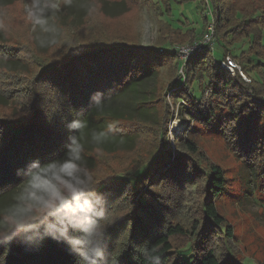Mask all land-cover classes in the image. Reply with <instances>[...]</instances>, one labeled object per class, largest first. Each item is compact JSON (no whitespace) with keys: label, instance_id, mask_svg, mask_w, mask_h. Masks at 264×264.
I'll return each mask as SVG.
<instances>
[{"label":"trees","instance_id":"16d2710c","mask_svg":"<svg viewBox=\"0 0 264 264\" xmlns=\"http://www.w3.org/2000/svg\"><path fill=\"white\" fill-rule=\"evenodd\" d=\"M4 1L5 4H0L5 7L11 0ZM146 1L160 23H165L163 16L172 12L166 0L162 8L157 0ZM176 1H197L204 6L201 33L188 30L184 35L190 33L195 41L214 21V46H220L216 55L204 50L179 63L177 52H170L168 42L154 53L122 42L93 43L91 49L79 50L73 57L76 51L69 53L63 61L68 60L67 64L54 61L41 64L35 82L28 87L33 98L32 111L19 119L0 117V216L14 203L28 166L33 161L46 163L63 158L70 136L78 137L84 157L96 150L104 154L134 151L138 135L113 133L109 125L123 120H141L153 124V128L160 125L159 119L162 121L169 109L166 104L161 116L156 107L160 101L156 87L159 59H173L185 80L175 68L170 97L174 102L179 99L184 102L197 128L190 127L185 136L176 139V145L184 152L175 156L169 147L168 130H161L158 152L149 161L126 175L97 185L113 221L104 235L105 258L116 264H242L230 255L233 229L216 207V200L228 190V179L220 167L205 166L197 135L206 131L223 139L250 168L254 179H264V5L260 6L256 0H243L241 7L232 0ZM123 12L120 14L126 13ZM37 29L36 34L44 33L39 26ZM168 31L183 35L169 24ZM247 41L248 50L233 54V58L241 64L250 83L238 72L232 76L216 59L217 56L222 61L233 53L236 45ZM151 57L156 59V65H148ZM249 74L256 75V80ZM8 98L0 90V105H7ZM150 109L156 116H150ZM74 119L83 121L84 127L69 129L67 124ZM91 121L101 125L98 133H105L92 146ZM194 190H201L203 197L198 209L200 217L187 224L189 218L184 220L182 210L175 213L178 201L184 205L192 199ZM260 191L264 192V186ZM65 207L73 211L71 205ZM177 217L178 223H173ZM221 249L227 251L224 257ZM121 250L122 253H117ZM78 261L79 257L66 244L51 238L37 245H27L19 239L10 244L0 243V264H78Z\"/></svg>","mask_w":264,"mask_h":264},{"label":"rangeland","instance_id":"374dc122","mask_svg":"<svg viewBox=\"0 0 264 264\" xmlns=\"http://www.w3.org/2000/svg\"><path fill=\"white\" fill-rule=\"evenodd\" d=\"M232 1L236 4L239 3L237 7H241L244 2L243 0ZM256 1L261 3L260 6L264 5V0ZM0 2L5 4L6 1L0 0ZM10 2H7L5 7L2 3L0 4V90L9 96L8 104L0 105V117L5 119H19L32 111L33 98L30 97L28 87L35 82L34 78L38 75L41 64L57 62L63 65L68 61L63 62L68 58L69 53L76 51L71 56L73 57L80 53L79 50L91 49L93 43L111 45L122 42L150 49L154 53L168 42L167 46L172 49L170 52L173 54V50L183 53V49L189 48L187 59H190L193 55L202 53L200 44H205L203 42L205 39L210 40V38H206V29L208 28L195 41H192L190 33L184 35L188 30L201 33L203 29L204 6L197 1L179 3L176 0H166L167 4L171 6L172 12L170 15L163 16L166 18L163 19L165 23H160L158 17L148 7L146 0H74L72 5L62 3L60 11L50 19L49 23L54 24L58 29L57 43L41 48L36 37L45 38L50 34H36L37 28L33 31L25 9V5L30 3V0H11ZM164 3L165 0H157L159 8H162ZM249 8L252 10L251 7ZM123 11L126 13L121 15L120 13ZM246 11L248 12L249 9ZM207 14L209 12H206ZM82 16L85 18L81 19ZM83 22H85L84 25ZM168 24L173 30L181 31L183 35L170 33ZM210 24H214V21ZM214 44L213 37L205 44L208 45L205 50L214 51L216 55L220 46L218 44L214 46ZM165 48L167 49V47ZM248 48V41L239 43L232 49L233 53L226 55L225 58L235 60L233 54L247 51ZM156 56L154 55V57ZM176 56H178L179 63L185 59L179 53ZM216 59L218 63L221 62L217 56ZM235 61L243 72L241 64L237 60ZM156 62V59L151 57L148 60V65H156ZM159 62V78L156 87L160 101L156 103V107L161 116H163L165 108L168 107L169 114L162 121L159 119L160 125L154 128L151 126L153 124L141 120H123L112 123L113 127L110 130L113 133H134L138 135L139 143L132 152L104 154L96 150L91 154L85 153L84 162L99 181L98 185L104 184L120 174L126 175L141 163L149 161L150 157L158 152L161 130L165 128L168 130L169 147L175 156L184 152L181 147L176 145V139L185 136L190 127L197 128L194 119L186 112L187 106L184 102L180 99L174 102L170 97L171 85L176 74L175 68L177 69L176 62L173 59L166 61L164 58L159 59ZM177 73L181 79L185 80L184 73L179 70V67ZM230 74L236 75L231 72ZM244 75L248 79V81H244L250 83L249 77L245 73ZM249 76L256 80V75L249 74ZM166 104L167 107L164 108ZM150 110V116H156V112L154 113L153 109ZM176 121L180 123L178 129L173 128ZM100 126L97 121H91V146L95 145L92 133L93 131L97 132ZM209 134L212 133L200 131L197 135V143L206 159L205 166L220 167L228 179L226 182L228 190L216 200V207L226 220L227 225L233 229L234 239L230 243V255L242 264H264V192L260 191L264 186V179H254L251 176L250 168L233 153L228 144L223 139L212 137ZM257 186H259L258 190ZM194 191L192 199H188L184 205L180 200L178 201L179 206L175 213L176 215L182 210L184 220L189 218L187 224H191L193 219L196 220L200 217L198 209L203 197L200 196L201 190ZM179 218L174 219L173 223H178ZM219 237L222 236L219 235ZM122 250L117 253H122ZM220 253L224 257L227 251L222 252L221 249Z\"/></svg>","mask_w":264,"mask_h":264},{"label":"clouds","instance_id":"9594fccd","mask_svg":"<svg viewBox=\"0 0 264 264\" xmlns=\"http://www.w3.org/2000/svg\"><path fill=\"white\" fill-rule=\"evenodd\" d=\"M62 3H70V0H30L25 5L33 31L39 26L50 34L45 38L36 37L41 48L57 43L58 29L49 21L60 11ZM67 127L81 129L84 123L74 119ZM112 127L109 125L110 129ZM104 135L93 131L92 140ZM83 153V145L73 135L69 137L63 158L46 163L33 161L28 166L14 203L0 216L3 226L0 243L10 244L19 239L24 244L37 245L51 238L66 244L79 257L78 264H116L106 260L104 252V235L113 221L104 207L103 195L97 191L99 181L87 168ZM65 205H71L73 211Z\"/></svg>","mask_w":264,"mask_h":264},{"label":"built area","instance_id":"2783aa9c","mask_svg":"<svg viewBox=\"0 0 264 264\" xmlns=\"http://www.w3.org/2000/svg\"><path fill=\"white\" fill-rule=\"evenodd\" d=\"M207 28L208 29H206V32H207L206 38L208 37V38H210V40L209 39H207V40L205 39L203 41L205 44H207L209 41H211V39L214 37V32H215V28H214L213 24H209ZM205 44H200V49H202L201 50L202 52L205 50V47L208 46V45H205ZM196 48H198V47H196ZM174 51L177 52V54L179 53V55H183V57L185 58L184 61H187L189 59V58L187 59L189 51H190L189 48L183 49V53L181 51H177V50H174ZM220 65H221L222 68H224L225 70H228L232 74H235L236 72H238L245 81H248L247 77L241 71L239 65L236 63L235 60H232V59L227 57V58H224L221 61Z\"/></svg>","mask_w":264,"mask_h":264},{"label":"bare ground","instance_id":"6f19581e","mask_svg":"<svg viewBox=\"0 0 264 264\" xmlns=\"http://www.w3.org/2000/svg\"><path fill=\"white\" fill-rule=\"evenodd\" d=\"M180 125V123L178 122V121H176L175 123H174V129H176L178 126ZM178 129V128H177Z\"/></svg>","mask_w":264,"mask_h":264}]
</instances>
